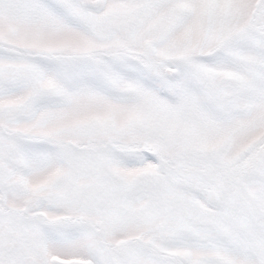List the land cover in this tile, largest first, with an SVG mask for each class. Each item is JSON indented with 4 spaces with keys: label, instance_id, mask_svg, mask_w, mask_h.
<instances>
[{
    "label": "snow or ice",
    "instance_id": "snow-or-ice-1",
    "mask_svg": "<svg viewBox=\"0 0 264 264\" xmlns=\"http://www.w3.org/2000/svg\"><path fill=\"white\" fill-rule=\"evenodd\" d=\"M0 264H264V0H0Z\"/></svg>",
    "mask_w": 264,
    "mask_h": 264
}]
</instances>
